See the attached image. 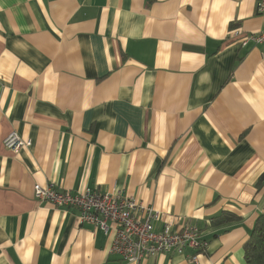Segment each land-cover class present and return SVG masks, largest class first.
<instances>
[{"label": "crops", "instance_id": "0c3cea01", "mask_svg": "<svg viewBox=\"0 0 264 264\" xmlns=\"http://www.w3.org/2000/svg\"><path fill=\"white\" fill-rule=\"evenodd\" d=\"M256 3L0 0V264H247L264 213V44L233 34L264 28ZM11 131L30 146L7 150ZM49 181L120 191L208 246L125 262L76 208L34 198Z\"/></svg>", "mask_w": 264, "mask_h": 264}, {"label": "built area", "instance_id": "2783aa9c", "mask_svg": "<svg viewBox=\"0 0 264 264\" xmlns=\"http://www.w3.org/2000/svg\"><path fill=\"white\" fill-rule=\"evenodd\" d=\"M256 8L259 13H264V0H257ZM233 36H238L242 45L264 44V28L241 37L235 30ZM2 143L7 150L18 152L30 146L31 141L11 131ZM33 196L37 201L57 207L76 208L79 222L92 225L94 231H101L109 240V251L128 263H138L159 254L182 255L188 249L198 254L208 246L197 226L179 225L174 216L163 217L153 207H144L120 191L102 192L93 188L73 191L49 181L45 185L35 184ZM156 223L161 224L160 228L155 227Z\"/></svg>", "mask_w": 264, "mask_h": 264}, {"label": "trees", "instance_id": "16d2710c", "mask_svg": "<svg viewBox=\"0 0 264 264\" xmlns=\"http://www.w3.org/2000/svg\"><path fill=\"white\" fill-rule=\"evenodd\" d=\"M264 181V173L259 176L257 186ZM234 215L228 212H221L215 218L214 222H220L222 219H234ZM244 259L247 264H264V213H260L249 232V237L243 245Z\"/></svg>", "mask_w": 264, "mask_h": 264}]
</instances>
